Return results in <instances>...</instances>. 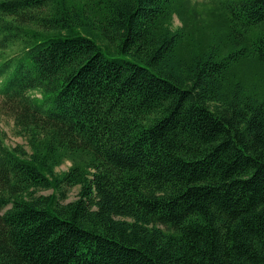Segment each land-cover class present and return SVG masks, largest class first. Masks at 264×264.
<instances>
[{
	"label": "trees",
	"instance_id": "16d2710c",
	"mask_svg": "<svg viewBox=\"0 0 264 264\" xmlns=\"http://www.w3.org/2000/svg\"><path fill=\"white\" fill-rule=\"evenodd\" d=\"M0 118V264H264V0H0Z\"/></svg>",
	"mask_w": 264,
	"mask_h": 264
},
{
	"label": "rangeland",
	"instance_id": "374dc122",
	"mask_svg": "<svg viewBox=\"0 0 264 264\" xmlns=\"http://www.w3.org/2000/svg\"><path fill=\"white\" fill-rule=\"evenodd\" d=\"M195 2H202V1H206V0H194ZM180 23H179V20L177 18H175V26H178ZM104 53L106 54V56H109L110 57V54L104 50ZM37 97H40L39 95H37ZM0 131H3L6 133L7 135V138H6V143L9 145V146H16V145H26V142L15 135V132H14V126H13V121L11 119H7V118H0ZM71 161H66L61 167L58 168V171L59 172H62V171H66L68 170V168L71 166ZM51 191H46V192H41L39 194H44V195H48L50 194ZM68 195V199L67 201H73L75 199H77L78 197V189H71L68 191L67 193Z\"/></svg>",
	"mask_w": 264,
	"mask_h": 264
}]
</instances>
